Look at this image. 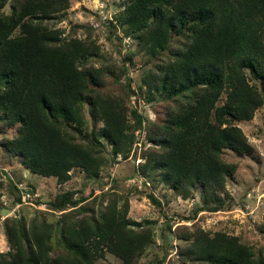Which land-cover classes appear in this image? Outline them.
<instances>
[{"label":"trees","instance_id":"1","mask_svg":"<svg viewBox=\"0 0 264 264\" xmlns=\"http://www.w3.org/2000/svg\"><path fill=\"white\" fill-rule=\"evenodd\" d=\"M124 1L117 20L137 40V52L160 58L141 79L148 99L161 94L172 101L164 121L148 132L152 144L138 172L157 171L183 198L199 187L202 210L220 211L227 180L238 169L224 151L253 153L237 122L253 119L264 104V0ZM69 7L70 0H0V113L7 126H18L1 144L32 173L60 184L77 168L99 174L107 162L99 139L114 156L128 158L134 133L143 127L137 109L131 124L123 100L101 90L107 75L91 62L100 54L96 41L65 37L53 23ZM126 89L135 92L130 83ZM86 106L94 123H103L93 139L82 133ZM89 198L65 194L52 204L73 208L62 213L57 228L36 218L30 224L7 218L9 250L0 252V264H96L107 252L124 264L139 263L154 241L151 220L132 221L128 203L119 208L114 200L96 213ZM176 233L182 241L177 257L159 264H264V244L255 250L237 235L196 226Z\"/></svg>","mask_w":264,"mask_h":264},{"label":"rangeland","instance_id":"2","mask_svg":"<svg viewBox=\"0 0 264 264\" xmlns=\"http://www.w3.org/2000/svg\"><path fill=\"white\" fill-rule=\"evenodd\" d=\"M124 6V0H70V7L57 15L53 23L63 30L65 37L77 36L96 41L100 54L91 62L103 67L107 75L101 90L123 100L131 124L134 123L131 115L133 109L142 115L143 127L134 133L135 142L130 155L128 158L114 156L112 146L99 139L101 144L97 149L107 157L99 174L77 168L71 171L68 182L60 184L55 177L46 178L32 173L24 167L21 156L8 153L3 148V138L14 137L18 126H7L0 113V182L3 183L0 186V252L9 250L5 233L7 218H24L27 224L36 218L39 224L46 222L57 228L62 213L73 209L60 211L52 205L65 194L80 200L90 197L87 201L94 204L96 213L113 200L117 201L119 208L128 203V217L132 221L151 220L154 241L137 264H159L165 256L166 262L175 259L178 247L182 245L177 238L178 227L196 226L211 234L223 231L237 235L257 250L264 244V104L257 109L253 119L237 122L253 145V153L224 151V159L236 162L238 169L227 180V193L224 194L226 204L222 210H202L199 187L194 195L183 198L172 193L157 171L140 174L138 169L146 162V149L152 144L147 137L148 132L155 123L164 121L167 107L172 101L161 94L148 99V90L141 79L144 71L160 58L137 52V40L128 35L117 20ZM9 10L10 4L5 8L6 12ZM127 83L135 91L133 94L127 91ZM85 112L87 124L82 128V133L93 139V129L99 130L103 123L100 120L94 123L89 106L85 107ZM149 193L161 201V207L154 204ZM18 197H21V202L17 200ZM59 237L60 233L53 231L52 242L55 244ZM96 264L124 263L118 256L107 252Z\"/></svg>","mask_w":264,"mask_h":264},{"label":"built area","instance_id":"3","mask_svg":"<svg viewBox=\"0 0 264 264\" xmlns=\"http://www.w3.org/2000/svg\"><path fill=\"white\" fill-rule=\"evenodd\" d=\"M147 183L149 184V186H150V183L147 181Z\"/></svg>","mask_w":264,"mask_h":264}]
</instances>
